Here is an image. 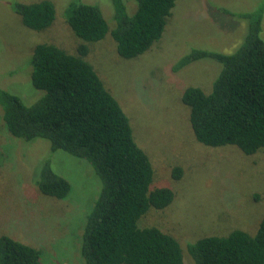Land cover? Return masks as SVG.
I'll return each mask as SVG.
<instances>
[{
	"label": "trees",
	"instance_id": "obj_1",
	"mask_svg": "<svg viewBox=\"0 0 264 264\" xmlns=\"http://www.w3.org/2000/svg\"><path fill=\"white\" fill-rule=\"evenodd\" d=\"M127 1L111 0L112 27L101 6L69 1L62 18L79 40L74 51L37 42L28 61L36 95L26 103L0 87L1 118L20 143L45 139V154L61 149L81 158L78 166L87 165L96 179V194L80 215L75 247L79 264H187L175 236L154 225H138L150 208L167 206L174 193L167 186H152L151 162L135 141L127 114L86 59L89 43L107 33L124 58L136 57L161 37L175 0H133L132 10ZM12 5L22 24L33 30H43L55 19L52 0ZM263 12L260 7L238 13L247 31L233 51L192 48L172 65L178 69L203 57L221 65L208 92L195 85L181 92L190 128L204 145H233L245 154L264 151ZM43 156L30 176L32 184L43 195L67 198L70 182L52 169L48 154ZM173 173L179 175L180 169ZM185 251L193 264H264V216L254 233L234 228L206 235L186 242ZM40 256L39 248L0 235V264H42Z\"/></svg>",
	"mask_w": 264,
	"mask_h": 264
},
{
	"label": "rangeland",
	"instance_id": "obj_2",
	"mask_svg": "<svg viewBox=\"0 0 264 264\" xmlns=\"http://www.w3.org/2000/svg\"><path fill=\"white\" fill-rule=\"evenodd\" d=\"M14 1L34 0H0V87L28 103L37 92L29 76L33 46L48 41L74 51L79 40L62 18L71 0H52L55 19L39 31L22 24ZM81 1L101 6L113 26L111 0ZM260 7L264 11V0H175L161 37L136 57H121L109 33L89 43L86 59L127 114L135 141L151 162L152 186H167L174 193L167 206L150 208L138 225H154L175 236L187 264L193 263L186 242L234 228L255 232L264 216V151L245 154L233 145L197 141L181 92L189 85L208 92L221 65L210 57L178 69L172 65L192 48L233 51L247 31L238 13ZM127 8H135L133 0ZM259 34L264 38V12ZM1 113L0 108V235L39 248L42 264H79L80 215L96 194V179L87 165L78 166L81 158L61 149L45 154V139L20 143L5 128ZM21 150L28 154L27 162ZM47 154L52 169L71 184L67 198L43 195L30 180L38 157L41 161ZM175 167L179 175H174Z\"/></svg>",
	"mask_w": 264,
	"mask_h": 264
}]
</instances>
